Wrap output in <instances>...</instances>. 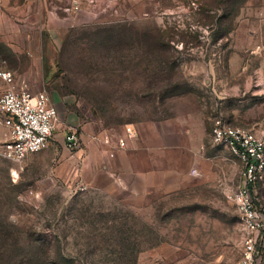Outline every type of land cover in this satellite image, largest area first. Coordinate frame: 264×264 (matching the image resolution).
Segmentation results:
<instances>
[{
	"label": "rangeland",
	"instance_id": "374dc122",
	"mask_svg": "<svg viewBox=\"0 0 264 264\" xmlns=\"http://www.w3.org/2000/svg\"><path fill=\"white\" fill-rule=\"evenodd\" d=\"M3 70L46 92L59 124L46 150L0 162V264H40L49 240L68 264L240 259L241 165L212 132L221 120L264 139V0H0ZM149 122L183 146L161 186L93 187L121 128ZM254 198L264 214V182ZM257 250L264 264V233Z\"/></svg>",
	"mask_w": 264,
	"mask_h": 264
},
{
	"label": "built area",
	"instance_id": "2783aa9c",
	"mask_svg": "<svg viewBox=\"0 0 264 264\" xmlns=\"http://www.w3.org/2000/svg\"><path fill=\"white\" fill-rule=\"evenodd\" d=\"M59 113L46 92L32 93L27 85L19 84L10 70L0 71V128L6 137L0 139V157L22 164L30 155L49 148L58 128ZM127 139L136 137L127 129ZM213 140L226 146L240 162L239 185L232 200L247 233L240 259L235 264H259L257 244L264 233V214L256 206L254 193L264 182V139L251 130L215 123ZM68 148L73 149L78 133L70 129L65 135ZM120 148L126 140H120Z\"/></svg>",
	"mask_w": 264,
	"mask_h": 264
},
{
	"label": "crops",
	"instance_id": "0c3cea01",
	"mask_svg": "<svg viewBox=\"0 0 264 264\" xmlns=\"http://www.w3.org/2000/svg\"><path fill=\"white\" fill-rule=\"evenodd\" d=\"M158 126L157 123L149 122L122 127L121 139H126V147H118V157L107 158L90 184L102 188L101 176H105L104 179L110 184H117L120 180L121 189L132 196L148 193L152 187L161 186L157 183L159 176L167 177L174 170V160L167 156V151L177 148L182 152L183 146L167 143L166 134ZM127 129L134 130L136 137L127 139ZM6 133V129L0 128V139L5 138ZM192 152L189 150V153ZM4 161L12 162L0 157V162ZM10 172L13 175L12 168Z\"/></svg>",
	"mask_w": 264,
	"mask_h": 264
},
{
	"label": "trees",
	"instance_id": "16d2710c",
	"mask_svg": "<svg viewBox=\"0 0 264 264\" xmlns=\"http://www.w3.org/2000/svg\"><path fill=\"white\" fill-rule=\"evenodd\" d=\"M3 230L6 231L5 229H3ZM51 241H53V240L47 241V244H44V246H43L44 260L40 264H68L63 259V257L59 253V251H57V245L54 242L53 243L55 245H53L51 243ZM123 241L124 240L121 239L119 241V244H118V246L120 247V255H121V249H125L127 252H129V247H127V244H125ZM125 254L126 253H124V256H125ZM135 258H136V256H134V261H135Z\"/></svg>",
	"mask_w": 264,
	"mask_h": 264
}]
</instances>
